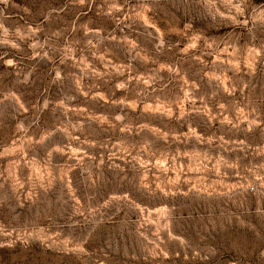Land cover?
Here are the masks:
<instances>
[{
	"label": "rangeland",
	"instance_id": "obj_1",
	"mask_svg": "<svg viewBox=\"0 0 264 264\" xmlns=\"http://www.w3.org/2000/svg\"><path fill=\"white\" fill-rule=\"evenodd\" d=\"M0 264H264V0H0Z\"/></svg>",
	"mask_w": 264,
	"mask_h": 264
}]
</instances>
